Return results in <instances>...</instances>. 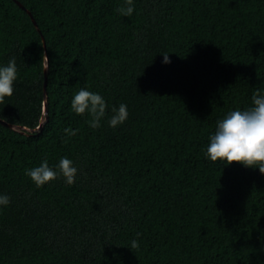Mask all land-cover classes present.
Returning <instances> with one entry per match:
<instances>
[{
    "label": "trees",
    "instance_id": "1",
    "mask_svg": "<svg viewBox=\"0 0 264 264\" xmlns=\"http://www.w3.org/2000/svg\"><path fill=\"white\" fill-rule=\"evenodd\" d=\"M19 1L36 25L0 0V66L17 67L0 264H264V174L205 156L217 121L264 92V0H133L130 16L125 0ZM82 88L107 104L98 128L71 108ZM45 160L58 175L37 187L25 170Z\"/></svg>",
    "mask_w": 264,
    "mask_h": 264
},
{
    "label": "clouds",
    "instance_id": "2",
    "mask_svg": "<svg viewBox=\"0 0 264 264\" xmlns=\"http://www.w3.org/2000/svg\"><path fill=\"white\" fill-rule=\"evenodd\" d=\"M125 4L127 7L118 8L117 11L123 16H130L134 10L133 0H125ZM162 55L163 62L169 63L168 54ZM16 78V62L15 58H11L6 66H0V105L4 104L5 97L13 94V83ZM251 99V107L246 110L230 111L217 121L215 132L209 136L205 156L212 162L220 160L225 164L239 163L248 168H258L259 172L264 174V92L255 90ZM71 108L78 115L87 112L91 116L87 123L95 129L100 127V120L105 116L107 104L101 95L82 88L73 96ZM112 112L108 123L113 128L122 124L128 117L125 104H120L118 108L114 107ZM64 131L68 135L76 134V130L66 128ZM56 167L66 184L72 185L75 182L77 169L70 159L62 157ZM25 174L37 187L55 180L58 175L49 167L47 160L37 167L26 169ZM9 203L10 198L0 194V206ZM138 247V242L133 240L131 249Z\"/></svg>",
    "mask_w": 264,
    "mask_h": 264
},
{
    "label": "water",
    "instance_id": "3",
    "mask_svg": "<svg viewBox=\"0 0 264 264\" xmlns=\"http://www.w3.org/2000/svg\"><path fill=\"white\" fill-rule=\"evenodd\" d=\"M24 10H26L29 14H30V16H31V19L34 21V23H35V25H36V22H35V20H34V18L32 17V15H31V13H30V10L24 5V4H22L19 0H15ZM43 43H44V39H43ZM45 107H44V112H46V104L44 105ZM0 121L1 122H3V123H5V124H8V125H10L9 123H7V122H5L4 120H2V119H0Z\"/></svg>",
    "mask_w": 264,
    "mask_h": 264
}]
</instances>
